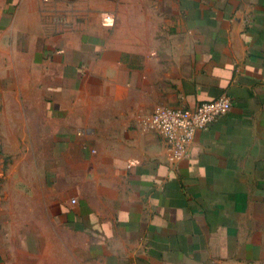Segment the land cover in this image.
Segmentation results:
<instances>
[{"label": "crops", "instance_id": "1", "mask_svg": "<svg viewBox=\"0 0 264 264\" xmlns=\"http://www.w3.org/2000/svg\"><path fill=\"white\" fill-rule=\"evenodd\" d=\"M11 2L38 48L0 70V264H264V0H55L49 41L45 2ZM221 95L179 159L146 124Z\"/></svg>", "mask_w": 264, "mask_h": 264}, {"label": "rangeland", "instance_id": "2", "mask_svg": "<svg viewBox=\"0 0 264 264\" xmlns=\"http://www.w3.org/2000/svg\"><path fill=\"white\" fill-rule=\"evenodd\" d=\"M22 1H26V3L30 6H38L37 0H12L11 3H9V6H11V11H15L18 6H20L22 4ZM28 1V2H27ZM45 2V13L43 14V16H41L40 14V27H41V20L42 18H44L45 21V26H46V41L50 40V36L51 34L55 33V30L58 28H70V25H72V21L70 20V18L72 17V15H68V14H63V13H59L58 12V7H55L54 1L55 0H43ZM3 2L6 4L7 0H3ZM13 15V13H11ZM15 18V23L11 24L9 22V20L6 21H1L0 23V70L5 71L6 69V73H8V75H11V71L9 70V66H10V60L12 59V55L13 54H17L18 53V49L21 46V42L22 40H25V37H29V45H30V53H37V22L32 23V16L35 15H26V14H16L15 16H17ZM27 16L29 17V22L28 25L26 24L27 21ZM42 17V18H41ZM162 15L158 16L159 21H164V19L162 18ZM48 48V46H47ZM35 62L31 60L30 63V72L33 70V68H37L36 66L34 67ZM14 74V73H13ZM16 84L14 83V86L11 88L14 90L13 92H9L10 88L4 87V90L2 93V98L4 100L7 99L8 103H12L13 111H11V113L15 114V117L17 115L18 112H20V110L16 109V103L17 101V90H16ZM9 89V90H7ZM0 113H2V110L0 108ZM9 116H11L9 114ZM15 119V118H14ZM10 183L13 182V180H9ZM7 192L8 195L16 200L17 198L20 197V194L18 193V191H16L14 188H8L7 187ZM1 207V204H0ZM7 209H10V212L2 215L0 213V243H4L5 241L9 240L8 238L6 239V237H4V234L6 232V225H9L8 220L10 219H15V218H20L21 215V206L20 205H8L6 207ZM4 230V231H3ZM14 243H15V247L17 249L21 248V239L20 238H14L13 239Z\"/></svg>", "mask_w": 264, "mask_h": 264}, {"label": "built area", "instance_id": "3", "mask_svg": "<svg viewBox=\"0 0 264 264\" xmlns=\"http://www.w3.org/2000/svg\"><path fill=\"white\" fill-rule=\"evenodd\" d=\"M230 107L231 99L226 95L203 101L193 109L158 106L150 112L146 124L164 138L173 158L179 159L195 131L208 127Z\"/></svg>", "mask_w": 264, "mask_h": 264}]
</instances>
